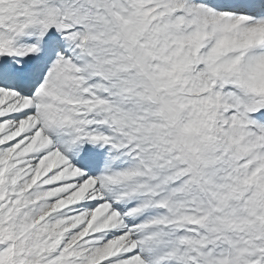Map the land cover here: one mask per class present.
Listing matches in <instances>:
<instances>
[{"label":"snow or ice","instance_id":"6c2138e0","mask_svg":"<svg viewBox=\"0 0 264 264\" xmlns=\"http://www.w3.org/2000/svg\"><path fill=\"white\" fill-rule=\"evenodd\" d=\"M0 264H264V0H0Z\"/></svg>","mask_w":264,"mask_h":264}]
</instances>
